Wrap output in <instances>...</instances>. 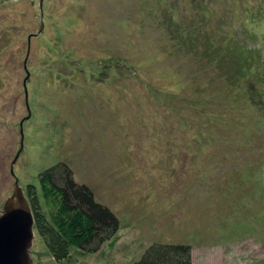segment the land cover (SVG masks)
<instances>
[{
	"label": "rangeland",
	"instance_id": "374dc122",
	"mask_svg": "<svg viewBox=\"0 0 264 264\" xmlns=\"http://www.w3.org/2000/svg\"><path fill=\"white\" fill-rule=\"evenodd\" d=\"M59 162L120 229L33 264H264V0H0V212Z\"/></svg>",
	"mask_w": 264,
	"mask_h": 264
},
{
	"label": "trees",
	"instance_id": "16d2710c",
	"mask_svg": "<svg viewBox=\"0 0 264 264\" xmlns=\"http://www.w3.org/2000/svg\"><path fill=\"white\" fill-rule=\"evenodd\" d=\"M191 28L195 26L187 29L189 41L197 35V32H191ZM227 52L232 54L228 49ZM233 52L234 57L241 52L239 57L249 58L243 49ZM235 62L237 64L225 70L227 75L222 74L223 77L235 75L237 80L243 79L253 68L251 62ZM26 195L34 214L36 233L55 261L67 260L72 249L94 253L120 229V220L112 209L99 202L89 186L76 181L73 170L64 162L42 170L39 186L28 184ZM132 264H192L191 248L186 244L153 243Z\"/></svg>",
	"mask_w": 264,
	"mask_h": 264
},
{
	"label": "water",
	"instance_id": "95a60500",
	"mask_svg": "<svg viewBox=\"0 0 264 264\" xmlns=\"http://www.w3.org/2000/svg\"><path fill=\"white\" fill-rule=\"evenodd\" d=\"M16 180L13 192L0 212V264H33L34 214L27 195Z\"/></svg>",
	"mask_w": 264,
	"mask_h": 264
}]
</instances>
